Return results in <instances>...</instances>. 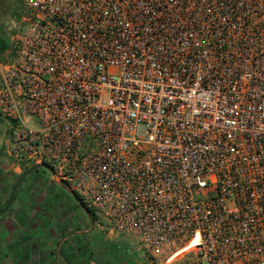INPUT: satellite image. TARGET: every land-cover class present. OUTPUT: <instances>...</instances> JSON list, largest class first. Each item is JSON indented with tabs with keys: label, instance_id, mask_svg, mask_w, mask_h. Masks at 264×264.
<instances>
[{
	"label": "built area",
	"instance_id": "1",
	"mask_svg": "<svg viewBox=\"0 0 264 264\" xmlns=\"http://www.w3.org/2000/svg\"><path fill=\"white\" fill-rule=\"evenodd\" d=\"M3 36L14 168L146 264H264V0H21Z\"/></svg>",
	"mask_w": 264,
	"mask_h": 264
},
{
	"label": "crops",
	"instance_id": "2",
	"mask_svg": "<svg viewBox=\"0 0 264 264\" xmlns=\"http://www.w3.org/2000/svg\"><path fill=\"white\" fill-rule=\"evenodd\" d=\"M4 154L10 163H0V210L6 206L11 191L21 176L31 169L18 170L14 168L6 154V146L4 147ZM51 183L53 184L54 182L51 181ZM26 187L27 190L24 196L22 195V188L21 194L18 197L14 194L9 208L0 214V226L4 228L6 233V238L2 239L5 243L3 247L6 249V253L0 264H30L32 255L36 264H115L100 254L93 255V248L80 245L69 239L70 236L65 235L55 225H50V223L47 225L46 222H42L41 218L36 220L37 216H44L43 199L34 196L35 191L32 190V186L26 185ZM73 207L84 215L81 216L82 221H84L83 230H77V235H83L84 233L89 234L91 237L93 229L101 231L77 203L73 204ZM30 232H38V236L29 238ZM104 233L103 237L106 241L112 244L123 243L122 245H124V242L116 236L106 231ZM116 264L146 263L134 258L130 263L124 261Z\"/></svg>",
	"mask_w": 264,
	"mask_h": 264
},
{
	"label": "rangeland",
	"instance_id": "3",
	"mask_svg": "<svg viewBox=\"0 0 264 264\" xmlns=\"http://www.w3.org/2000/svg\"><path fill=\"white\" fill-rule=\"evenodd\" d=\"M0 3L4 4L0 14V60L3 59L4 50L8 47L7 40L4 38L3 33L5 28L11 26L12 22L18 20L20 14L21 0H0ZM5 48L3 51L2 49ZM143 130H140V134ZM11 136V123L7 120L0 119V163L9 164L10 161L4 154V147L10 140ZM11 160V159H10ZM12 162V161H11ZM51 173L47 170L38 169L33 173L26 176L18 188L16 189L15 196L22 195L27 190L26 185L32 186L35 195L43 199L44 216H37L36 220L42 219V222H46L47 225H55L59 230L63 231L65 235L70 236L69 239L74 240L76 243L93 248V255L100 254L110 259L112 262L123 263L124 261L129 262L137 255L130 252L126 245L119 243H110L104 239L105 231L93 229V235L90 237L89 234H76L77 230H83L84 221L81 216H84L78 209L73 207L75 201L67 190L63 187L51 183ZM33 195V194H32ZM80 214V215H79ZM38 231V230H33ZM103 231V232H102ZM5 230L0 226V261L3 260V256L6 253V249L3 247L5 243L2 239L6 238ZM38 232H30L29 238H36ZM84 242V244H83ZM9 256V254H8ZM176 257L169 263L161 261L159 264H197V260L190 256ZM34 256L30 257V264H36L33 259Z\"/></svg>",
	"mask_w": 264,
	"mask_h": 264
},
{
	"label": "water",
	"instance_id": "4",
	"mask_svg": "<svg viewBox=\"0 0 264 264\" xmlns=\"http://www.w3.org/2000/svg\"><path fill=\"white\" fill-rule=\"evenodd\" d=\"M38 169H43V170H47V171H49V169H48L46 166H35V167L31 168L28 172L24 173V174L21 176V178L19 179V181L16 183V185L14 186L13 190L11 191V194H10V197H9V199H8V201H7V204H6V206H5L3 209L0 210V214L3 213L5 210H7V209L9 208V206H10V204H11L13 198H14L15 191H16V189L18 188V186H19V184L21 183V181H22L26 176H28L29 174L33 173L34 171H37ZM68 192H69V191H68ZM69 194L72 196L73 200L77 203V205H78V206H79V207H80V208L86 213V215L89 216V212H88V210H87V209H86L81 203H79V202L77 201L75 194L72 193V192H69Z\"/></svg>",
	"mask_w": 264,
	"mask_h": 264
},
{
	"label": "trees",
	"instance_id": "5",
	"mask_svg": "<svg viewBox=\"0 0 264 264\" xmlns=\"http://www.w3.org/2000/svg\"><path fill=\"white\" fill-rule=\"evenodd\" d=\"M6 1V0H5ZM1 7L3 8L4 7V4L2 3L1 4ZM5 48H3L2 49V51L4 50ZM77 200H78V198H77ZM88 210V212H89V217L93 220V222H94V214L92 213V211L91 210H89V209H87Z\"/></svg>",
	"mask_w": 264,
	"mask_h": 264
},
{
	"label": "flooded vegetation",
	"instance_id": "6",
	"mask_svg": "<svg viewBox=\"0 0 264 264\" xmlns=\"http://www.w3.org/2000/svg\"><path fill=\"white\" fill-rule=\"evenodd\" d=\"M1 9H2V7H1V3H0V14H1Z\"/></svg>",
	"mask_w": 264,
	"mask_h": 264
}]
</instances>
